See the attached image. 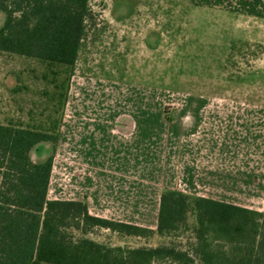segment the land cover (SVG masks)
Listing matches in <instances>:
<instances>
[{
    "label": "crops",
    "instance_id": "crops-1",
    "mask_svg": "<svg viewBox=\"0 0 264 264\" xmlns=\"http://www.w3.org/2000/svg\"><path fill=\"white\" fill-rule=\"evenodd\" d=\"M126 21L106 35L105 67L71 77L48 199L85 201L91 216L154 231L165 190L264 212V69L247 62L222 80L158 83L142 67L145 52L156 59L163 48L160 31ZM83 56L82 44L76 67ZM50 154L44 143L31 158Z\"/></svg>",
    "mask_w": 264,
    "mask_h": 264
},
{
    "label": "trees",
    "instance_id": "trees-1",
    "mask_svg": "<svg viewBox=\"0 0 264 264\" xmlns=\"http://www.w3.org/2000/svg\"><path fill=\"white\" fill-rule=\"evenodd\" d=\"M196 7L264 18V0H191ZM5 21L0 52L70 71L62 82L56 125L0 123V264H264V212L165 190L157 230L89 214L85 201L48 199L53 162L71 77L93 17L89 0H0ZM67 76V74H66ZM51 145L42 163L31 158ZM190 216H195L190 225ZM108 229L125 236L171 240L157 247H112L89 235ZM192 231L186 249L176 239Z\"/></svg>",
    "mask_w": 264,
    "mask_h": 264
},
{
    "label": "rangeland",
    "instance_id": "rangeland-1",
    "mask_svg": "<svg viewBox=\"0 0 264 264\" xmlns=\"http://www.w3.org/2000/svg\"><path fill=\"white\" fill-rule=\"evenodd\" d=\"M89 5L93 17L83 42L84 56L75 67L78 71L89 67V73L91 67L92 72L105 67V47L109 41L106 35L119 30L112 26L121 25L124 20L126 23L138 20L146 30L160 31L163 48L155 53L156 59L145 52L146 63L142 67L157 73L158 83L172 82L173 87H185L186 81L197 85L201 81L222 80L224 76L248 72L243 70L248 67L247 62L264 69V18L222 8L196 7L191 0H89ZM4 21L5 15L0 13V27ZM235 60L240 61L242 69ZM69 73L63 67L0 52V123L46 129L56 125L62 82ZM194 222L195 218L189 221L190 225ZM180 235L175 241L186 249L187 243L194 241V234L190 231ZM89 237L112 247L139 248L154 244L151 238L125 244L112 231L94 230Z\"/></svg>",
    "mask_w": 264,
    "mask_h": 264
}]
</instances>
